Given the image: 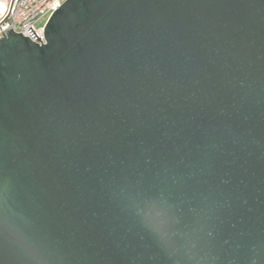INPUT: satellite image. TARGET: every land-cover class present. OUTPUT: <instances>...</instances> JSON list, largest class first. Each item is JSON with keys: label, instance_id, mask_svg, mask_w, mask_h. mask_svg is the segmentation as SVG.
Masks as SVG:
<instances>
[{"label": "water", "instance_id": "95a60500", "mask_svg": "<svg viewBox=\"0 0 264 264\" xmlns=\"http://www.w3.org/2000/svg\"><path fill=\"white\" fill-rule=\"evenodd\" d=\"M0 264H264V0H66L44 42L6 31Z\"/></svg>", "mask_w": 264, "mask_h": 264}, {"label": "built area", "instance_id": "2783aa9c", "mask_svg": "<svg viewBox=\"0 0 264 264\" xmlns=\"http://www.w3.org/2000/svg\"><path fill=\"white\" fill-rule=\"evenodd\" d=\"M66 0H7L0 16V37L8 30L32 41L44 42V27L51 14Z\"/></svg>", "mask_w": 264, "mask_h": 264}, {"label": "snow or ice", "instance_id": "6c2138e0", "mask_svg": "<svg viewBox=\"0 0 264 264\" xmlns=\"http://www.w3.org/2000/svg\"><path fill=\"white\" fill-rule=\"evenodd\" d=\"M5 11L4 5L0 3V14H2Z\"/></svg>", "mask_w": 264, "mask_h": 264}, {"label": "bare ground", "instance_id": "6f19581e", "mask_svg": "<svg viewBox=\"0 0 264 264\" xmlns=\"http://www.w3.org/2000/svg\"><path fill=\"white\" fill-rule=\"evenodd\" d=\"M0 3H2L4 5V7H5V0H0Z\"/></svg>", "mask_w": 264, "mask_h": 264}]
</instances>
